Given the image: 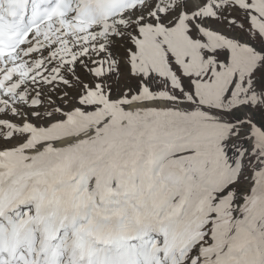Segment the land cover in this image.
<instances>
[{
	"label": "snow or ice",
	"instance_id": "1",
	"mask_svg": "<svg viewBox=\"0 0 264 264\" xmlns=\"http://www.w3.org/2000/svg\"><path fill=\"white\" fill-rule=\"evenodd\" d=\"M0 264H264V0H0Z\"/></svg>",
	"mask_w": 264,
	"mask_h": 264
}]
</instances>
